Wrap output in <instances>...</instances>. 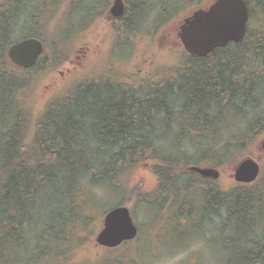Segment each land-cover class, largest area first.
I'll return each mask as SVG.
<instances>
[{"label": "trees", "instance_id": "1", "mask_svg": "<svg viewBox=\"0 0 264 264\" xmlns=\"http://www.w3.org/2000/svg\"><path fill=\"white\" fill-rule=\"evenodd\" d=\"M244 2L249 22L239 44L206 57L186 56L164 79L157 75L156 84L144 80V91L139 86L143 80L120 85L94 81L103 75H87L67 95L48 102L35 119L22 96L29 79L19 73L61 64L63 54L49 51L48 58L44 53L29 70L12 67L6 50L21 24L27 26L26 38L39 40L45 51L48 37H54L47 36L44 20L33 13L10 18L16 14L10 6L2 11L0 264H75L82 246L96 247L94 211L105 214L93 200L98 198L94 188L105 185L114 193L115 186L123 188L122 177L144 161L151 163L157 185L148 195L139 186L127 189L119 205L130 211L138 203H161L174 195L190 166L213 167L223 175L245 157L261 165L264 156L249 147L264 134V0ZM25 4L17 2L18 12ZM125 26L117 23L114 30L120 34ZM158 132L164 139L174 133L175 155L157 146ZM182 139L195 151L193 159L184 154ZM189 177L184 189L204 196L209 208L205 221L219 225L218 242L230 254L225 264H264V176L227 191L213 181ZM176 214L180 222L191 220L183 211ZM121 248L101 249L103 255L90 264L117 258L114 253Z\"/></svg>", "mask_w": 264, "mask_h": 264}, {"label": "rangeland", "instance_id": "2", "mask_svg": "<svg viewBox=\"0 0 264 264\" xmlns=\"http://www.w3.org/2000/svg\"><path fill=\"white\" fill-rule=\"evenodd\" d=\"M206 2H212V0H195V2L173 0V4L168 6L170 10L162 12V16L157 19H152L153 15L149 13L157 10L160 12V6H151V11L143 18H139L141 20L131 31L134 34L127 38L126 45L118 47L116 46L120 37L116 36L104 21L98 20L89 27L91 29L77 33L73 37V46L68 51L58 52L59 55L63 54V63L54 65V67L48 66L44 70L36 69L28 75L23 72L19 73L23 78L29 79L22 96H24L26 107L31 110V116L34 119L40 116L48 102L67 95L72 87L84 81L87 75L95 77L106 74L105 67H108L110 63L116 65L114 72L110 75L115 76L116 79L126 78L132 85L135 84L134 81H139V77L144 78L152 72H157V75L161 77L160 80L164 79L180 67L186 57L175 39L179 25ZM255 25L251 23L250 28L254 30ZM26 27L25 24H21L12 34L11 41L17 42L26 38L24 35ZM74 27L69 22L62 21L55 36L61 41L69 40L70 42V37L78 32L77 29H73ZM52 39L48 37L47 40ZM51 54L46 49L45 57L49 58ZM69 61L76 64L78 70L86 73L85 76L80 71H76V68L68 65ZM77 63H80V66ZM134 74L139 77L132 79ZM221 125L225 126L223 122ZM157 134V146L163 150V153L169 152L175 155L174 133L167 134L165 139L160 132ZM263 141L264 134L249 147V150L255 155L263 156L264 151L259 150L260 143ZM189 145L188 141L182 139L180 146L183 147L182 150H186L184 154L193 159L196 153L188 148ZM225 170V176L215 182L223 191L230 190L234 186L233 167ZM125 176L121 179L123 188L115 186L114 193L105 185L94 188L98 198L93 196V200L96 199V204L101 210L106 212L119 205L127 189L139 186L141 193L148 195L157 185L156 176L148 161L140 163ZM260 176H264V158L261 163ZM192 179L193 177L189 176L180 177L175 190L179 189V191H173L175 194H170L161 203L154 201L148 205L145 203L149 202L145 201L131 208V217L138 228V236L114 253L115 257L121 259L112 258L101 264H225L230 254L225 253L222 244L218 242L221 235L217 222L215 220H213L214 223L205 221L208 205L207 202L204 203V196L196 189H184ZM116 184H120L119 178ZM179 211H183L185 216H190L191 220L189 222L178 221L176 213ZM94 214L99 230L104 214L100 216L97 211H94ZM222 235L224 238L225 234ZM29 248L30 245L27 250ZM100 255H103L101 248H96L90 243L77 251L76 260L73 262L75 264L94 263L97 258L101 257ZM124 256H128L131 262L129 259L123 260Z\"/></svg>", "mask_w": 264, "mask_h": 264}, {"label": "water", "instance_id": "3", "mask_svg": "<svg viewBox=\"0 0 264 264\" xmlns=\"http://www.w3.org/2000/svg\"><path fill=\"white\" fill-rule=\"evenodd\" d=\"M121 6L119 0L114 1L111 12L115 17L122 14ZM248 19V6L244 0H214L207 9L198 10L183 20L178 38L187 55L206 57L230 43L242 42L246 35ZM42 52L41 42L36 39H25L11 45L6 56L14 67L29 69L34 66ZM259 150L264 151V141L260 143ZM188 172L213 181L219 178V172L212 168L193 166L188 168ZM233 172L235 183L249 185L257 179L259 165L252 158L246 157L235 166ZM136 235L137 228L129 209L118 206L104 215L101 229L94 242L96 246L114 249L124 242L133 240Z\"/></svg>", "mask_w": 264, "mask_h": 264}, {"label": "flooded vegetation", "instance_id": "4", "mask_svg": "<svg viewBox=\"0 0 264 264\" xmlns=\"http://www.w3.org/2000/svg\"><path fill=\"white\" fill-rule=\"evenodd\" d=\"M18 1L19 0H0V17L3 14L2 11H7V6H10V11L14 10L16 12V14L13 13L8 14V16L10 15L9 16L10 18L11 17L17 18V16L24 17L23 15L26 16L27 13H33L35 17L42 18L45 22V29H46L45 32L47 33V36L53 35L56 39L54 41H48L49 49L52 52L63 51V49L66 50L73 46L72 42L74 41V38L72 39V41L67 43L61 41L58 37L55 36L57 29L59 28L60 25H62V21H65V19L67 18L74 19L76 21L75 27L77 29L76 31L78 32H75V35L82 31L91 29L89 27L92 26L93 23L98 20L104 21L105 25L111 31H113V33L116 36L120 37V40L116 46L118 47L119 45H126L127 38L130 37L132 34H134L131 31L134 30L138 22L141 20L139 18H143L145 14L149 13L151 11V6L154 5L160 6L159 7L160 12L157 10L154 13H149L153 15L152 19H155L160 17L162 12H166L169 9L168 6H171V4L173 3V0H119L122 5L121 6L122 14L120 16L115 17L111 12V9L113 7L114 1L116 0H21V1H25L26 4L27 3L28 4L27 6L22 7L20 12H18L19 8L17 7ZM192 2H195V0L194 1L192 0ZM207 3L208 2L203 4L198 9H205ZM129 22L131 23V25ZM117 23H120L123 26L126 25L120 30V34H117L114 30V26ZM63 27H65V25ZM176 36H177V32L175 35V39L177 40ZM112 47H114L113 44ZM77 64L80 66V63ZM68 65L76 68V71H80L78 70L76 64H72V62L69 61ZM115 67L116 65L110 63L108 67L107 66L105 67V69H107V73L103 75V77L100 79L95 80L93 77L94 81L95 82L106 81L110 83L116 82V83H120V85L122 84L132 85L130 82L127 81L126 78L116 79L115 76L110 75L111 73L114 72ZM80 73L82 75L86 74L83 73L82 70L80 71ZM137 77H139L137 74L132 75V79H135ZM156 77H157V72L148 73L147 75H145L144 78L139 77L140 79L138 80H143L141 83H139V86H141L142 90L144 91L145 90L144 87L146 86L147 83L153 85L156 84V81L154 80ZM144 80H146L147 83ZM201 167H208V166H201ZM233 174L234 173H232V177ZM188 176H198V175L193 173L190 174L188 173ZM221 176H225V174Z\"/></svg>", "mask_w": 264, "mask_h": 264}, {"label": "bare ground", "instance_id": "5", "mask_svg": "<svg viewBox=\"0 0 264 264\" xmlns=\"http://www.w3.org/2000/svg\"><path fill=\"white\" fill-rule=\"evenodd\" d=\"M182 143V142H181ZM183 194V193H182ZM186 200V199H185ZM211 229V228H210ZM216 234V233H215ZM185 238V237H184Z\"/></svg>", "mask_w": 264, "mask_h": 264}]
</instances>
